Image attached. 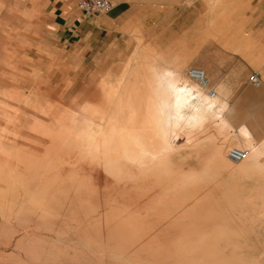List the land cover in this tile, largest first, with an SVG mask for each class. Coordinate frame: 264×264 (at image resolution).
<instances>
[{"label":"rangeland","instance_id":"rangeland-1","mask_svg":"<svg viewBox=\"0 0 264 264\" xmlns=\"http://www.w3.org/2000/svg\"><path fill=\"white\" fill-rule=\"evenodd\" d=\"M181 2L191 6L189 25L173 19L162 43L187 84L205 92L185 75L199 67L220 88L207 65L212 47L264 84V0ZM4 5L0 47L19 42L0 67V264H264V169L245 184L230 175L236 134L212 122L197 139L214 134L223 152L170 145L160 114L149 122L139 98L115 90L129 66L142 69L133 90L153 92L160 50L151 37L134 34L126 53L94 41L87 54L82 40L48 37V1Z\"/></svg>","mask_w":264,"mask_h":264},{"label":"crops","instance_id":"crops-1","mask_svg":"<svg viewBox=\"0 0 264 264\" xmlns=\"http://www.w3.org/2000/svg\"><path fill=\"white\" fill-rule=\"evenodd\" d=\"M46 1L48 5L45 14L48 17L44 25L47 27L48 37L54 43L65 46L82 40L85 53L88 54L92 51L95 41L101 43L102 48L118 46L122 53H126V50L131 48L134 34L151 37V46L160 50V60L156 62L160 65L156 66L150 82L153 92L149 94L133 90L132 82H137L143 75L136 74L141 68L130 69L129 66L126 67L125 76L115 90L126 91L125 98H139L136 111L149 114V122H153V114L159 113L160 121L164 122L166 130L169 127L170 145L176 146L178 141L183 140L181 147L192 148L193 152H200L201 145L223 152V146H218L215 142L216 135L206 134L204 138L197 139L200 134L207 133L213 122L221 135L235 133L239 147L249 150L246 159L239 163V169L234 170L235 173H231V176L241 178L245 184L243 177L253 175L254 170L264 169V164L260 161L264 156V142L260 145L254 142V139L260 141L264 138V84L255 88L248 83V75L253 71L247 62L234 57L220 62L216 57L215 48H210V61L207 65L216 66L210 69V74L213 82L220 87L215 91L214 100H208L205 93L194 87L192 89V86L184 81L178 65L173 66L167 62L169 46L162 43L169 32L167 25L176 20V26L183 27L180 30L184 31V27L189 25L186 18L191 6L183 4L181 0H115L109 11L85 18L78 10H73L71 0ZM5 9L7 7L4 5V9L0 11V29L4 28V23L9 20V13L5 14ZM18 42L16 40L11 50L1 45L0 67H9V56H17L15 51L18 50ZM18 63L21 64V60ZM143 73L145 74V70L140 72ZM162 103L166 104L162 106ZM174 112L179 114L178 117L169 120L170 114ZM259 175L264 177L263 172ZM256 188L253 190H263L262 187Z\"/></svg>","mask_w":264,"mask_h":264},{"label":"built area","instance_id":"built-area-1","mask_svg":"<svg viewBox=\"0 0 264 264\" xmlns=\"http://www.w3.org/2000/svg\"><path fill=\"white\" fill-rule=\"evenodd\" d=\"M115 0H77L76 6L78 11L85 18L95 14H101L109 11ZM185 75L187 79L205 91L211 98L215 96V91L211 89V82L204 69L199 67H189ZM248 82L255 88L262 85L261 75L258 72L251 74ZM249 150L246 148H231L227 151V158L232 163H240L246 159Z\"/></svg>","mask_w":264,"mask_h":264},{"label":"bare ground","instance_id":"bare-ground-1","mask_svg":"<svg viewBox=\"0 0 264 264\" xmlns=\"http://www.w3.org/2000/svg\"><path fill=\"white\" fill-rule=\"evenodd\" d=\"M170 76V75H169ZM168 77V76H167ZM188 80V79H187ZM166 82V81H165ZM168 83H169V81H168ZM174 85V84H173ZM172 86V85H171ZM170 86V87H171ZM176 87V86H175ZM198 87V86H197ZM174 88V87H173ZM199 88V87H198ZM192 89H194L193 87H192ZM200 89V88H199ZM174 90V89H173ZM201 90V89H200ZM203 91V90H202ZM173 92V91H172ZM197 92V91H196ZM204 92V91H203ZM205 93V92H204ZM198 94V93H197ZM201 95V94H200ZM205 95H206V98L208 99V100H214L215 98H216V93H215V96L214 97H210L207 93H205ZM173 97V96H172ZM163 104L164 103H162V106H163ZM166 104V103H165ZM164 104V105H165ZM168 108V107H167ZM172 108V107H171ZM166 111V110H165ZM164 115V114H163ZM178 113H176V112H174V113H171L170 114V116H169V120H172V119H175V118H177L178 117ZM226 121V120H225ZM167 123V122H166ZM169 123V122H168ZM202 124V123H201ZM166 127V126H165ZM168 127V126H167ZM184 127V126H183ZM163 128V127H162ZM171 128V127H170ZM166 129V128H165ZM168 130H169V127L167 128ZM168 130H166V131H168ZM163 133H165V130L163 129ZM168 134V133H167ZM176 140V139H175ZM174 140V141H175ZM166 141H167V138H166ZM169 144V143H168ZM170 146V145H169Z\"/></svg>","mask_w":264,"mask_h":264}]
</instances>
